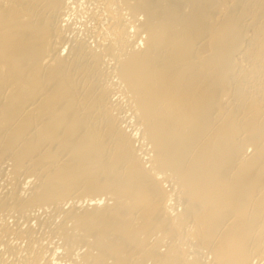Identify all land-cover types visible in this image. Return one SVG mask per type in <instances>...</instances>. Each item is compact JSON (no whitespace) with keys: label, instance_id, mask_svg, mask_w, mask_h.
<instances>
[{"label":"bare ground","instance_id":"6f19581e","mask_svg":"<svg viewBox=\"0 0 264 264\" xmlns=\"http://www.w3.org/2000/svg\"><path fill=\"white\" fill-rule=\"evenodd\" d=\"M70 1L0 0V164L11 161L14 183L0 213L83 197L52 231L68 256L85 241L77 264H255L264 254V0H103L113 36L102 50L67 40ZM105 55L147 160L117 114ZM164 173L178 188L174 215ZM22 174L35 177L30 190ZM18 223L1 222L0 240L21 235ZM187 244L212 259L191 257Z\"/></svg>","mask_w":264,"mask_h":264},{"label":"rangeland","instance_id":"374dc122","mask_svg":"<svg viewBox=\"0 0 264 264\" xmlns=\"http://www.w3.org/2000/svg\"><path fill=\"white\" fill-rule=\"evenodd\" d=\"M75 1V2H74ZM72 3V4H71ZM70 4L72 5V7H71V9L69 8V12L68 11H66V16H64V18H65V20L66 21H64L63 23L64 24H67V25H64V27H65V31H66V37H67V40L68 41H77V40H86L85 42L86 43H88L89 42V44H91V45H96L95 47H97V45L99 46V42H100V45H101V43L103 44V45H101L102 47L104 46V45H106L107 43H109L110 42V40H112V36H111V34H110V24H111V22H112V18H111V15H110V13L106 10V9H104L105 8V4H104V1L103 0H71L70 1ZM120 4V6H118V12L119 13H121L122 12V14L124 15V17H125V19H126V21H127V23H128V25L130 26V28H128V29H130L131 31H129V33H130V35L128 34V36H130V37H128V38H130V39H135V36H137V38H136V41L138 40V42L140 43V44H138L139 45V48H141V46L143 47V39H141V38H144V36H145V33L144 32H141V33H139L140 34V36H141V38H140V36L139 35H136L138 32H137V30L136 31H134V29H133V27L134 28H136L135 26H133L132 24V21L131 20H133L132 18L134 17V16H132V14L131 13H128L129 11L125 8V5L124 4H122V3H119ZM122 4V5H121ZM122 6H124V8L122 7ZM124 11H123V10ZM84 10V11H83ZM73 13H72V12ZM89 11V12H88ZM125 14H124V13ZM87 13V14H86ZM130 14V15H129ZM127 15V16H126ZM130 17V18H129ZM138 17L140 18H142L143 17V14H139L138 15ZM67 18V19H66ZM127 18H128V20H127ZM141 18H140V20H141ZM130 19V20H129ZM68 20V21H67ZM67 22V23H66ZM69 24V25H68ZM127 25V26H128ZM128 26V27H129ZM133 26V27H132ZM72 31V32H71ZM133 31H134V33H136V34H134L133 35ZM96 32V33H95ZM91 34V35H90ZM103 34H105V35H103ZM85 35V36H84ZM133 35V36H132ZM71 36V37H70ZM87 36V37H86ZM107 36H109V37H107ZM111 36V37H110ZM139 36V37H138ZM74 37H76V38H74ZM103 37V38H102ZM73 39V40H72ZM94 39V40H93ZM96 40H98V41H96ZM108 40V41H107ZM65 44L67 43V41L65 40V42H64ZM97 43V44H96ZM105 43V44H104ZM64 44V49H63V54L65 53L66 54V51L68 50V48H67V46H69L70 44L69 43H67L66 45ZM138 45H136L137 47L136 48H138ZM98 48V50L100 49V50H102V48H100V46L99 47H97ZM109 56V55H108ZM107 55H105L104 57V61L102 60V62L104 63H102V66L103 67H105L106 69L108 68H110V66H111V70L112 69H114V68H112V67H114V65L115 64H113L114 63V60H112V59H110L111 57L109 56L108 57ZM109 61V62H108ZM110 61H111V63H110ZM108 62V63H107ZM106 64V65H105ZM110 64V65H109ZM107 65H109L108 67H107ZM105 68H103L104 70H105V72L106 73H109L108 74V76H106V78H108L109 77V79H110V81H112V80H114V82L112 81V85L115 83V85H113V88H114V90H113V92L112 93H114L115 95H114V97H113V99H115L114 101H115V106L117 105L118 106V108H117V106H116V108L118 109L117 110V114H119V116H121V117H123L122 118V125L127 129V131H129L130 130V132H134L135 134H136V140H135V146L136 147H138V151L142 154V156H144V160H145V158H146V160H147V156H149V154L146 152V150L144 149H142L143 148V146H142V141H140V137H139V133H138V131H137V129L136 128H134V127H136L134 124H135V118H133V116H132V112H131V110H130V107H129V99H128V97L125 95V93L123 92V91H121L122 89H121V87H120V84L118 83V77H116V75H115V72H113L114 70H112V72H111V70L109 71V72H107L106 71V69ZM113 73V74H112ZM107 75V74H106ZM115 76V77H114ZM111 77V78H110ZM114 77V78H113ZM116 80V81H115ZM117 82V83H116ZM115 86V87H114ZM117 91V92H116ZM123 92V93H122ZM123 94V95H122ZM118 95V96H117ZM124 96V97H123ZM127 97V98H126ZM126 98V99H125ZM127 99H128V101H127ZM118 101V102H117ZM116 102H117V104H116ZM120 102V103H119ZM120 106V107H119ZM116 110V109H115ZM121 110V111H120ZM116 112V111H115ZM130 113V114H129ZM125 117V118H124ZM128 119V120H127ZM131 121V122H130ZM132 124V125H131ZM129 126V127H128ZM137 132V133H136ZM139 139V140H138ZM140 142V143H139ZM141 145V146H140ZM145 147V146H144ZM142 150V151H141ZM144 151V152H143ZM138 152V153H139ZM143 152V153H142ZM147 154H146V153ZM7 162L4 164L3 163V165L4 166H2V164H0L2 167H3V169L5 168V170L3 171V170H1L0 172V184H1V186H0V197L2 196V195H5L8 191H6V187L9 185L7 182L9 181V183H10V185L8 186L9 187V189H7V190H11L12 188V183H13V178H12V175H11V172H9L10 170V167H11V161H9V160H6ZM8 162H10L9 164H10V166H9V164L7 165V163ZM148 162V161H147ZM151 163L150 162H148V163H146V165L148 166V167H150L149 165H150ZM9 166V168L7 167L6 168V166ZM0 166V167H1ZM1 167V168H2ZM0 168V169H1ZM3 171V172H2ZM6 171V172H5ZM7 172H9L8 174H7ZM4 173H6V175L7 176H5V174ZM4 174V175H3ZM165 174V175H164ZM163 174V176H164V179H165V177L166 178H169V179H165V180H162V184L165 186V184L167 185V186H165V188H166V190H167V192L170 194V196H169V201L167 202L168 203V205H169V207L171 208H169L170 209V213L171 214H173V213H177L178 211L180 212V210H181V208H182V206L178 203V198H176V194H174V192L176 193V190H177V192H178V188L176 187V186H174V182H173V180H172V178H170L171 176H168L167 174L168 173H164ZM161 175V174H160ZM10 176H11V180H10ZM22 177H20L21 178V181H23V183H24V180L26 179V176H27V174H22L21 175ZM168 176V177H167ZM25 177V179L23 180V178ZM29 177V179L27 178L26 180H25V183H27L28 185H26L25 183L23 184L22 182H21V185L23 184L24 186H26L27 188L30 186L29 184H31V183H33V182H35V177L33 178V176L30 178V176H28ZM2 178V179H1ZM5 178V179H4ZM7 178H9V180H7ZM5 181H4V180ZM161 179H163V177L161 176ZM170 179L172 180V181H170ZM31 181V183L29 182V181ZM3 181L4 182H6V184L5 183H3ZM27 181V182H26ZM33 181V182H32ZM169 181V182H168ZM167 182V183H166ZM14 184V183H13ZM2 185H3V187H5V190H4V188L2 187ZM23 185H22V190L24 191L25 190V188L26 187H23ZM31 186H32V184H31ZM172 188H171V187ZM21 187V186H20ZM26 188V190H30V188H28L27 189ZM170 188V189H169ZM175 188V189H174ZM4 191V193H3V191ZM28 190V191H29ZM174 190V191H173ZM6 191V192H5ZM171 191V192H170ZM173 195V196H172ZM76 196H78V195H76ZM75 196V197H76ZM79 197H77V198H69V202H67V200L65 201V202H63L62 203V206H60V208L59 207H54V205L52 206V205H46V207H45V210H44V208L42 209V207L40 208L39 206L38 207H36L35 209L33 208L31 211L32 212H35V213H33V214H29L30 213V210L29 211H27L26 213H25V215H24V213L21 215V212H20V214H19V212H18V216L16 217V215H17V211H6V213H8V214H6L5 212H4V214H3V212L2 213H0V224H1V222H2V224H1V226H4V224L3 223H5V222H7L10 226H12L13 224V227H15V226H18V225H16L15 223L17 222H19L18 224H19V227H21L22 228V231H23V233L21 234V235H19V236H17L16 235V233L15 232H13V233H11V235H10V233L8 234V235H10V236H8L7 235V238L9 237L10 239H8L7 241H8V243H5L4 241H1L0 240V264H47V261H48V259H51V260H53V261H57V262H59V263H62V264H75L76 262H79V260L78 259H80V258H78V257H80L81 255H79L80 254V252L81 251H84V248H85V246L87 247V245H86V243H85V241H81V242H83V243H78V244H75L76 246H78V248L77 247H75V249L73 248V249H71L70 251L72 252H68L69 253V256L71 255L72 257H74L75 259H72L71 257H69L68 256V254H66L67 252H66V250L63 248V245L61 246V244L63 243V241L61 242V240L62 239H58L59 237H57L56 235L57 234H54L55 233V231H54V233L52 232L55 228H54V226L56 225V223H57V221L58 222H61L62 221V219H63V214H64V210H66L67 208H69L71 205H70V200H71V204H73L75 201H76V199H78ZM83 198V197H82ZM82 198L80 197L79 199H78V201L76 202L77 203V205L78 206H81L82 205V203H81V201H82ZM75 200V201H74ZM79 200H80V202H79ZM175 200H176V202H175ZM74 201V202H73ZM109 202H110V204L113 202L112 200H108ZM107 200H106V202H108ZM67 202V203H66ZM73 202V203H72ZM69 203V204H68ZM80 203H81V205H80ZM84 203H86V202H84ZM172 204V205H171ZM67 205V206H66ZM180 205V206H179ZM53 207L54 209L52 210V208H50V207ZM48 207V208H47ZM64 207H67V208H64ZM39 208H40V210H39ZM46 208H47V210H46ZM55 208H57V209H55ZM174 208V209H173ZM62 209V210H61ZM178 211H177V210ZM35 210V211H34ZM42 210H44V211H42ZM51 210H52V212H51ZM54 210H55V212H54ZM174 210V211H173ZM60 211V212H59ZM177 211V212H176ZM31 212V213H32ZM41 212V213H40ZM44 212V213H43ZM45 212H46V214H45ZM62 212V213H61ZM10 213H11V215H10ZM13 213V214H12ZM14 213H15V217H13L14 216ZM51 213H52V215H51ZM58 213V214H57ZM1 214H3V215H1ZM6 214V215H5ZM48 214V215H47ZM50 214V215H49ZM55 214V215H54ZM57 214V215H56ZM28 215V216H27ZM38 215H40V217H38L37 218V216ZM174 215V214H173ZM2 216V217H1ZM4 216V217H3ZM10 216V217H9ZM61 218H59V217ZM13 217V218H12ZM28 217V218H27ZM30 217V218H29ZM35 217V218H34ZM52 219H51V218ZM37 218V219H36ZM43 218H44V220H43ZM26 219V220H25ZM31 219V220H30ZM33 219V220H32ZM40 219V220H39ZM46 219V220H45ZM53 219H55V220H53ZM52 220H53V222H52ZM22 221H24V222H26V223H24V222H22ZM46 221V222H45ZM48 221V222H47ZM14 222V223H13ZM20 222H22V223H20ZM29 222H30V224H29ZM38 223V224H37ZM45 223V224H44ZM54 223H55V225H54ZM69 223H71V222H69ZM28 224V225H27ZM41 224H43V225H41ZM59 224V223H58ZM30 226H32V229L34 228V227H36V228H34L33 230H36V231H33L34 233H32L30 236H28L26 233V231H25V228L27 229L28 227H30ZM37 226H38V228H37ZM51 226V228H49ZM41 227V228H40ZM51 230V231H50ZM39 232V233H38ZM160 234V233H159ZM13 235V236H12ZM54 235V236H53ZM157 235H158V233H157ZM49 236V237H48ZM53 236V237H52ZM12 237V238H11ZM153 237H154V235H153ZM32 240H31V239ZM53 240V241H52ZM58 240V241H57ZM49 241H51V242H53V243H51V242H49ZM60 241V242H59ZM4 242V243H3ZM44 242V243H43ZM58 242V243H57ZM34 243V245H32ZM40 243V244H39ZM58 245H57V244ZM61 243V244H60ZM29 244V245H28ZM83 244V245H82ZM36 245V246H35ZM46 245V246H45ZM57 247H56V246ZM74 245V246H75ZM82 245V246H81ZM164 245V244H163ZM163 245H162V247L161 248H163ZM194 245V244H193ZM35 246V247H34ZM39 246V247H38ZM43 246H45V247H43ZM50 246V247H49ZM53 246V247H52ZM187 246H189L188 244H187ZM195 246V245H194ZM192 247V244H190V246H189V248H188V250L190 249V251H189V255L191 256V252H193V254H192V256L194 257L195 255H198L199 254V256H202L201 257V259L203 260V258H204V261H206V262H208V261H210V259H212V257L210 256V252L209 253H207V249H205V248H198V252H200V253H198L197 254V247H196V249L194 250L193 248H195V247ZM43 249H42V248ZM47 247V248H46ZM164 247H165V245H164ZM38 248H39V251H43V253H42V251L41 252H39L38 251ZM46 248V249H45ZM57 248V252H56V249ZM77 248V249H76ZM194 250H192V249ZM30 249V250H29ZM36 251H35V250ZM41 249V250H40ZM53 249H54V252H55V254H54V252H53ZM83 249V250H82ZM164 249V248H163ZM205 249V250H204ZM85 250H86V248H85ZM202 251V253H201V251ZM207 250V251H206ZM27 251V252H26ZM37 251L39 252V253H37ZM66 252V253H65ZM74 252V253H73ZM194 252H195V254H194ZM206 252V253H205ZM42 253V256L40 255ZM48 253V254H47ZM63 253V254H62ZM71 253V254H70ZM82 253V252H81ZM33 254V255H32ZM35 254H36V256H35ZM38 254V255H37ZM53 254V255H52ZM66 255V257H65V255ZM11 255V256H10ZM27 255V256H26ZM28 255H30V256H28ZM61 255V256H60ZM205 255H206V257H205ZM264 255V254H263ZM262 255V256H263ZM15 256V257H14ZM39 256H40V258H39ZM50 256V257H49ZM52 256V257H51ZM60 256V257H59ZM191 256V257H192ZM262 256L261 255H259V256H256V258H255V256L253 257V260H254V262H252V263H255V264H264V258H262ZM22 257H24V258H22ZM31 257V258H30ZM35 257H37V258H39V259H37V258H35ZM54 257V258H53ZM61 257H63V258H61ZM68 257V258H67ZM264 257V256H263ZM27 258V259H26ZM56 258H60L59 260L58 259H56ZM66 258H67V260H66ZM206 258V259H205ZM26 259V260H25ZM55 259V260H54ZM65 262H63L62 260ZM208 259V260H207ZM41 262H40V261ZM75 260V261H74ZM78 260V261H77ZM252 260V261H253ZM16 261H17V263H16ZM22 261V262H21ZM13 262V263H12ZM15 262V263H14ZM40 262V263H39ZM73 262V263H72ZM77 264V263H76Z\"/></svg>","mask_w":264,"mask_h":264}]
</instances>
